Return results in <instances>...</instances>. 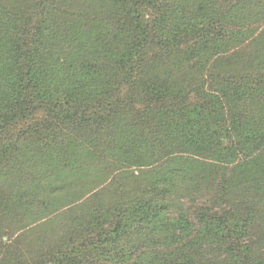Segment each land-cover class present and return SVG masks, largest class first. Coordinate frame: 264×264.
I'll return each mask as SVG.
<instances>
[{
  "label": "trees",
  "instance_id": "16d2710c",
  "mask_svg": "<svg viewBox=\"0 0 264 264\" xmlns=\"http://www.w3.org/2000/svg\"><path fill=\"white\" fill-rule=\"evenodd\" d=\"M0 264H264V0H0Z\"/></svg>",
  "mask_w": 264,
  "mask_h": 264
},
{
  "label": "rangeland",
  "instance_id": "374dc122",
  "mask_svg": "<svg viewBox=\"0 0 264 264\" xmlns=\"http://www.w3.org/2000/svg\"><path fill=\"white\" fill-rule=\"evenodd\" d=\"M145 12H146V14H148L150 11L146 10ZM211 82H212L211 78L208 77L207 80L205 79V81L202 83V86L205 87V88H208V87L210 86ZM123 93H124V91H123ZM123 93H122V94H123ZM195 99H199L198 96H197V94H196V93H195V94H191V95H190V100L194 101ZM14 227H16V226H14ZM14 227H11V229L13 230ZM14 232H15V231H14ZM16 233H18V232H15V233L13 234V236H10V238H11V237L13 238V237L16 235ZM2 234H4V233H2ZM2 240L6 243V241H7V236H6V235L3 236V237H2ZM4 242H3V243H4ZM3 243H1V245H4ZM21 245H22V244H20V246H21Z\"/></svg>",
  "mask_w": 264,
  "mask_h": 264
}]
</instances>
